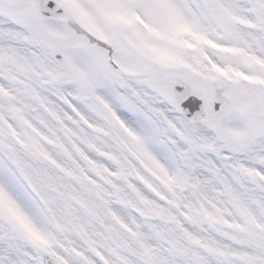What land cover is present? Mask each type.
Here are the masks:
<instances>
[{
	"label": "snow or ice",
	"instance_id": "6c2138e0",
	"mask_svg": "<svg viewBox=\"0 0 264 264\" xmlns=\"http://www.w3.org/2000/svg\"><path fill=\"white\" fill-rule=\"evenodd\" d=\"M0 264H264V0H0Z\"/></svg>",
	"mask_w": 264,
	"mask_h": 264
}]
</instances>
